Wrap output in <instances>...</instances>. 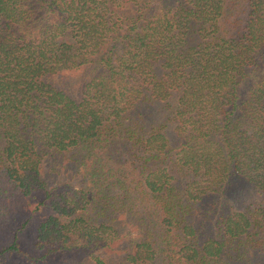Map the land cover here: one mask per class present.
Instances as JSON below:
<instances>
[{
  "label": "trees",
  "instance_id": "1",
  "mask_svg": "<svg viewBox=\"0 0 264 264\" xmlns=\"http://www.w3.org/2000/svg\"><path fill=\"white\" fill-rule=\"evenodd\" d=\"M5 229V264H264V0H0Z\"/></svg>",
  "mask_w": 264,
  "mask_h": 264
},
{
  "label": "rangeland",
  "instance_id": "2",
  "mask_svg": "<svg viewBox=\"0 0 264 264\" xmlns=\"http://www.w3.org/2000/svg\"><path fill=\"white\" fill-rule=\"evenodd\" d=\"M30 206H31V204L29 205V207ZM8 235H9V229H5L3 232H0V242L4 241L7 237L9 239L10 236H8ZM7 260H8V257H6L2 263L5 264ZM2 263H0V264H2Z\"/></svg>",
  "mask_w": 264,
  "mask_h": 264
}]
</instances>
